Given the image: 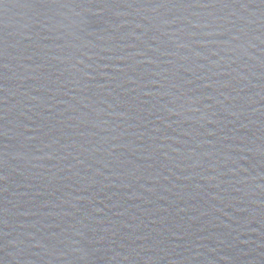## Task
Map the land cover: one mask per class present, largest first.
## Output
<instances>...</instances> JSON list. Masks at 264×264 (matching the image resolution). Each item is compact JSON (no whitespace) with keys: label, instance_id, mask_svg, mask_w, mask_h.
Instances as JSON below:
<instances>
[{"label":"water","instance_id":"water-1","mask_svg":"<svg viewBox=\"0 0 264 264\" xmlns=\"http://www.w3.org/2000/svg\"><path fill=\"white\" fill-rule=\"evenodd\" d=\"M0 264H264V0H0Z\"/></svg>","mask_w":264,"mask_h":264}]
</instances>
